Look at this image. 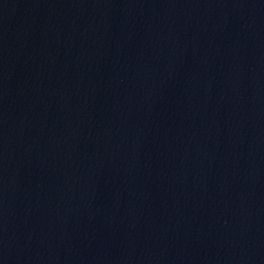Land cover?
Wrapping results in <instances>:
<instances>
[{
  "label": "water",
  "instance_id": "95a60500",
  "mask_svg": "<svg viewBox=\"0 0 264 264\" xmlns=\"http://www.w3.org/2000/svg\"><path fill=\"white\" fill-rule=\"evenodd\" d=\"M0 264H264V0H0Z\"/></svg>",
  "mask_w": 264,
  "mask_h": 264
}]
</instances>
